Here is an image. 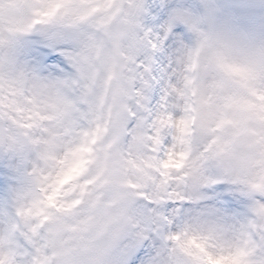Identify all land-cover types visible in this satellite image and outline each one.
<instances>
[{
    "label": "snow or ice",
    "instance_id": "obj_1",
    "mask_svg": "<svg viewBox=\"0 0 264 264\" xmlns=\"http://www.w3.org/2000/svg\"><path fill=\"white\" fill-rule=\"evenodd\" d=\"M146 15L145 0H0V264H81L108 243L117 189H154L140 195L163 227L179 209L162 206L220 182L242 218L186 223L164 264H264V64L162 63ZM41 25L69 34L68 71L12 55Z\"/></svg>",
    "mask_w": 264,
    "mask_h": 264
},
{
    "label": "clouds",
    "instance_id": "obj_2",
    "mask_svg": "<svg viewBox=\"0 0 264 264\" xmlns=\"http://www.w3.org/2000/svg\"><path fill=\"white\" fill-rule=\"evenodd\" d=\"M187 23L193 34V43L185 57L199 49L203 63L222 54L230 62L264 64V42L245 44L241 37L219 27L212 17L203 11L194 13L187 19ZM43 26L46 25L39 27ZM116 191H121L125 195L122 199L116 200L110 209L113 222L106 237L108 243H101L96 250L83 254L81 264H114L117 255L121 257L119 264H128L131 254L128 245L144 231L151 232L153 229L160 235L162 243L166 241V246L170 250L174 247V242L167 240L166 236L182 231L186 225L184 221L177 219L172 226L160 227L162 221L154 213L147 211L145 206L149 201L140 195L142 191L152 195L154 189L151 187L144 189L128 187Z\"/></svg>",
    "mask_w": 264,
    "mask_h": 264
},
{
    "label": "bare ground",
    "instance_id": "obj_3",
    "mask_svg": "<svg viewBox=\"0 0 264 264\" xmlns=\"http://www.w3.org/2000/svg\"><path fill=\"white\" fill-rule=\"evenodd\" d=\"M177 46H180V42L174 39L170 50V59L172 62H177L179 58V50ZM49 73L54 75L58 74L59 71L56 69L54 71H49ZM212 172L214 173V168L212 169ZM224 187L227 186L216 187L218 189V204L221 209L218 206L214 207L213 203L210 201V193L200 194V196L203 198L204 201L207 200L212 208L208 210L206 207H204V203L200 199H198L197 207H195V209L198 211L199 214H203L204 212L212 214L210 215V217H212L210 219L214 220H221L220 213L223 212L226 216L224 220L236 222L242 218L245 212L246 205L244 203V197L241 196L240 192L237 191L233 185H228L230 191L223 190Z\"/></svg>",
    "mask_w": 264,
    "mask_h": 264
},
{
    "label": "rangeland",
    "instance_id": "obj_4",
    "mask_svg": "<svg viewBox=\"0 0 264 264\" xmlns=\"http://www.w3.org/2000/svg\"><path fill=\"white\" fill-rule=\"evenodd\" d=\"M262 19H264V8ZM215 21L219 27L226 28L232 34L242 38L243 42L246 44L247 38L244 33L243 27L238 20V17L230 9V3L221 4L217 8ZM193 209L189 210V214L192 213ZM162 260H156V264H161Z\"/></svg>",
    "mask_w": 264,
    "mask_h": 264
}]
</instances>
